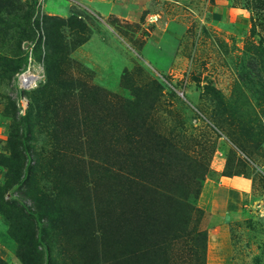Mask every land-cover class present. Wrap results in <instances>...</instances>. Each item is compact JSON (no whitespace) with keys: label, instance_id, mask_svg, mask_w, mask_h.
Segmentation results:
<instances>
[{"label":"rangeland","instance_id":"374dc122","mask_svg":"<svg viewBox=\"0 0 264 264\" xmlns=\"http://www.w3.org/2000/svg\"><path fill=\"white\" fill-rule=\"evenodd\" d=\"M17 6L33 10V40L22 44L28 56L10 82L12 95L19 93L24 113L31 90L55 74L53 126L34 127L32 142L41 185L59 176L64 196L71 194L61 207L69 208L72 233L56 234L47 264H197L201 255L204 264H264V0H22ZM28 69L36 80L24 89L19 79ZM7 84L0 85L4 155L11 129ZM163 139L176 148L161 150ZM222 172L248 178L251 187L239 204L236 196L230 201L209 239L206 231L203 250L196 235L203 215L193 207L200 184ZM139 180L144 191L162 187L187 198L190 220L184 229L178 224L186 237L157 247L165 231L139 236ZM105 208L122 221L127 216L121 225L127 233L113 235L120 225L110 216L90 223ZM9 224L0 214V257L22 264ZM82 225L100 228L101 237L107 230L105 261Z\"/></svg>","mask_w":264,"mask_h":264},{"label":"trees","instance_id":"16d2710c","mask_svg":"<svg viewBox=\"0 0 264 264\" xmlns=\"http://www.w3.org/2000/svg\"><path fill=\"white\" fill-rule=\"evenodd\" d=\"M21 1L0 0V23L4 24L0 28V85L6 84L8 86L7 83H9L10 86V82L14 81L16 75L24 69L28 51L22 48V44L33 40L29 28L31 16L29 11L32 13L33 10L31 8L29 11H21V7L17 6V3ZM3 15L9 18L4 19ZM243 19L246 20V18ZM50 74L52 75L49 76L50 78L48 77V82L31 90L30 94L28 93V107L24 113H21L22 111L20 112L18 107L19 93L15 92L16 94L13 96L11 86L9 88L11 93L10 91L7 92V96L4 97L6 101L5 111L11 118V129L5 140L6 149H4L9 154L0 153V167L4 170V174L0 178V214L10 223L9 235L13 237L12 241L16 242L15 254L22 264H47L51 261V243L56 238V234L67 235L72 233L67 225L69 223V208L61 207L67 205L65 198L71 197V194L64 196L65 189L59 185V176H47L50 180V186L41 185V182L44 181V175L38 174L40 156L36 143L32 142L34 127L49 128L53 126L51 122L49 123L50 111L48 109L57 93L52 94L51 92L52 89L49 84L55 74L53 72ZM157 143L163 151L166 149L169 151V148L173 150V146L175 147L174 143H168L164 139L157 141ZM118 164L121 167V164ZM221 175L231 176L232 174L222 172ZM141 177L144 176L140 174V179ZM200 177L197 176L196 178L200 180ZM139 182L142 190L137 189L144 193L143 203L141 202L143 207H136L134 210L141 226L139 227L140 231H138L139 236L151 239L149 236L162 233L158 232V229L165 231L164 233L167 234L162 233L161 240L157 241L158 238L156 237L153 242V244L160 243L157 247H162L163 241H170L177 236L186 237L184 230L182 233V230L180 231L178 228V224H181L183 229L186 227L190 220L189 211L195 206L192 208L191 204L187 203L186 197H178L182 193L175 194L170 191H163L161 190L162 187L159 190L152 187L146 188L150 191H144L140 180ZM201 186L202 183L200 189ZM6 193H9L7 198L5 197ZM188 194L185 193V195ZM175 195H177V200H174ZM172 200L174 205L166 203V201ZM130 214L128 215L130 216ZM124 215H126L125 212ZM108 216L115 218L120 225L112 232L113 235L115 233H127L128 230H125L127 226L125 229L124 226H121L125 224V221L127 222V216H124L122 221L114 213L107 211L106 208L99 213L95 210L90 223L102 222L104 224ZM82 226L80 229L85 228L87 239L91 242L93 251L99 255L102 261H105L108 247L106 242L107 230L102 232L104 236L101 237L99 236L100 228L97 233L95 230L92 232L86 226ZM174 230H177L179 235ZM172 232H174L173 235ZM196 235L203 239L202 247L204 250L207 241L206 231H199ZM0 264L8 263L0 257ZM197 264H204L202 255L198 257Z\"/></svg>","mask_w":264,"mask_h":264},{"label":"crops","instance_id":"0c3cea01","mask_svg":"<svg viewBox=\"0 0 264 264\" xmlns=\"http://www.w3.org/2000/svg\"><path fill=\"white\" fill-rule=\"evenodd\" d=\"M4 135L0 128V139ZM1 177V172H0ZM242 182L247 183L245 186ZM251 184L248 178L233 175L222 176L218 179L206 178L195 205V212L203 215L202 219H198L200 226L196 230L207 231L208 239L211 237L212 224L216 220H221L230 207V201L237 197L238 204L240 202V194L250 190ZM198 224V225H199ZM211 253V250H209ZM211 254L208 253V257Z\"/></svg>","mask_w":264,"mask_h":264},{"label":"bare ground","instance_id":"6f19581e","mask_svg":"<svg viewBox=\"0 0 264 264\" xmlns=\"http://www.w3.org/2000/svg\"><path fill=\"white\" fill-rule=\"evenodd\" d=\"M22 80H23L22 81L23 84H25V83L30 84L35 80V76L28 73V74H26L25 77H23Z\"/></svg>","mask_w":264,"mask_h":264},{"label":"built area","instance_id":"2783aa9c","mask_svg":"<svg viewBox=\"0 0 264 264\" xmlns=\"http://www.w3.org/2000/svg\"><path fill=\"white\" fill-rule=\"evenodd\" d=\"M26 72H29V73H31L32 75H34V76H35V80H36V74L32 73V72H31L29 69H28V70H26ZM22 73H23V72H22ZM22 73H21V74H22ZM21 74H20V75H21ZM19 77H20V76H19ZM35 80H34V81H35ZM34 81H33V82H34ZM33 82H32V83H30V84H27V83H25V84H22V83H21V81H20V79H19L20 86H21L22 88H24V89H29V88H31V87H32V84H33Z\"/></svg>","mask_w":264,"mask_h":264}]
</instances>
